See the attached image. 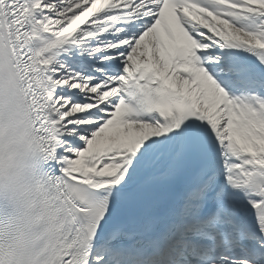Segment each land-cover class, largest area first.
<instances>
[{
    "label": "snow or ice",
    "instance_id": "obj_1",
    "mask_svg": "<svg viewBox=\"0 0 264 264\" xmlns=\"http://www.w3.org/2000/svg\"><path fill=\"white\" fill-rule=\"evenodd\" d=\"M0 264H264V0H0Z\"/></svg>",
    "mask_w": 264,
    "mask_h": 264
},
{
    "label": "clouds",
    "instance_id": "obj_2",
    "mask_svg": "<svg viewBox=\"0 0 264 264\" xmlns=\"http://www.w3.org/2000/svg\"><path fill=\"white\" fill-rule=\"evenodd\" d=\"M24 147H23V145L21 146V155L23 156L24 155Z\"/></svg>",
    "mask_w": 264,
    "mask_h": 264
}]
</instances>
